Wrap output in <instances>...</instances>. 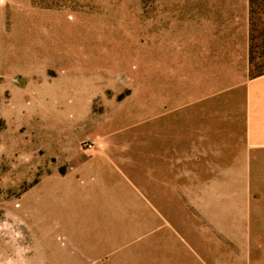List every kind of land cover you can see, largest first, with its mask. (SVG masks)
I'll use <instances>...</instances> for the list:
<instances>
[{"label":"rangeland","instance_id":"1","mask_svg":"<svg viewBox=\"0 0 264 264\" xmlns=\"http://www.w3.org/2000/svg\"><path fill=\"white\" fill-rule=\"evenodd\" d=\"M257 45L247 0H0V264H149L168 231L264 259V164L199 170L162 118L232 98Z\"/></svg>","mask_w":264,"mask_h":264},{"label":"crops","instance_id":"2","mask_svg":"<svg viewBox=\"0 0 264 264\" xmlns=\"http://www.w3.org/2000/svg\"><path fill=\"white\" fill-rule=\"evenodd\" d=\"M228 90L232 98L187 97L181 101L180 115L174 116L175 114L170 115L168 112L162 115V118L173 116L172 122L165 124V131L171 137L170 144L178 141L180 154L197 155L192 163L199 170L207 168L205 158L200 157V154L206 153L225 154L219 157L220 162H210L219 163L218 166L213 165L219 169H232L240 164L249 167L264 164V73L247 79L241 76V80ZM237 92L241 95L240 102L237 101ZM170 144L167 152L172 155L170 149L173 145ZM184 159L182 157L177 163H182V168L190 169V162L186 164ZM168 163L165 170H171V176L174 169L172 157ZM170 179L172 182L173 177ZM159 233L161 232L157 228L149 230L151 237L156 234V239ZM176 237H179L177 232L168 231L161 242H150L149 264H191V257L197 260L194 264H264L263 258L254 257V248H247L245 259L208 261L207 247L197 241L185 242L184 238L180 244L169 242V239L171 241ZM179 239L181 240L180 237Z\"/></svg>","mask_w":264,"mask_h":264},{"label":"trees","instance_id":"3","mask_svg":"<svg viewBox=\"0 0 264 264\" xmlns=\"http://www.w3.org/2000/svg\"><path fill=\"white\" fill-rule=\"evenodd\" d=\"M247 2L249 25L248 34L250 41L249 62L252 64L254 56L256 54H260L257 52L259 49L257 41H260L264 45V0H247ZM262 73L264 72H261L260 74Z\"/></svg>","mask_w":264,"mask_h":264}]
</instances>
